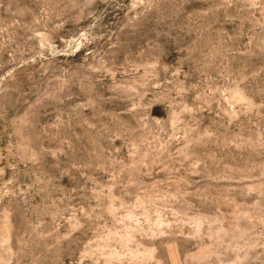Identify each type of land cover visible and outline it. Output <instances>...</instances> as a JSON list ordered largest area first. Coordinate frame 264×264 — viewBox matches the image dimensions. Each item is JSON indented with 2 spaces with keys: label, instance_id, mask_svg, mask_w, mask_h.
<instances>
[{
  "label": "rangeland",
  "instance_id": "1",
  "mask_svg": "<svg viewBox=\"0 0 264 264\" xmlns=\"http://www.w3.org/2000/svg\"><path fill=\"white\" fill-rule=\"evenodd\" d=\"M0 264H264V0H0Z\"/></svg>",
  "mask_w": 264,
  "mask_h": 264
}]
</instances>
